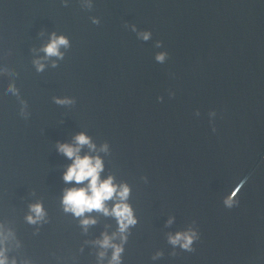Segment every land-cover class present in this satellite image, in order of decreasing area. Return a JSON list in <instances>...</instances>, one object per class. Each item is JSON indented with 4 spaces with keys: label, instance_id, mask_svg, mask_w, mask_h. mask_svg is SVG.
I'll list each match as a JSON object with an SVG mask.
<instances>
[{
    "label": "water",
    "instance_id": "obj_1",
    "mask_svg": "<svg viewBox=\"0 0 264 264\" xmlns=\"http://www.w3.org/2000/svg\"><path fill=\"white\" fill-rule=\"evenodd\" d=\"M52 33L68 39L62 56L43 51ZM79 132L103 158L101 178L131 189L137 222L120 264H264V0H0L10 261L111 259L95 241L118 233L116 218L93 210L85 226L61 204L75 182L63 179L71 160L57 144ZM37 201L45 216L30 223ZM189 230L190 248L169 241Z\"/></svg>",
    "mask_w": 264,
    "mask_h": 264
},
{
    "label": "clouds",
    "instance_id": "obj_2",
    "mask_svg": "<svg viewBox=\"0 0 264 264\" xmlns=\"http://www.w3.org/2000/svg\"><path fill=\"white\" fill-rule=\"evenodd\" d=\"M142 35L144 39H148L150 33L144 32ZM61 45H68L67 37L64 35L57 36L52 33L48 43L43 46V51L46 56H62L63 54L59 51ZM156 58L163 61L164 53L158 54ZM36 64L38 70L43 69L44 65L39 60L36 61ZM9 88H12V86L9 85ZM57 102L65 103L68 101L57 99ZM85 145H87L89 151L81 155V148ZM57 150L71 160V163L64 171V181L66 183L75 182L72 187L64 190L61 197L64 211L71 212L77 217H82L81 223L85 226L96 222L94 217L85 216L86 212L96 210L103 212L104 215L114 216L118 224V233H112L111 235L107 232L102 233V238L95 241V243L101 249L109 247L113 249L108 264H120L123 243L127 239L126 232L130 225H134L137 222L134 210L127 202L131 191L130 186L126 182L115 183V178L112 175L101 178V172L104 170L103 158L98 154H92V152L96 151V145L85 132L77 133L71 143H58ZM99 151H107V144L102 145ZM85 181H87L86 184L83 183ZM76 185L80 186L77 187ZM234 195L235 192L229 195L225 203L231 205L233 202L232 196ZM109 200L114 201L111 208L106 204ZM29 208L30 213L26 218L30 223H36L44 218L45 210L41 202L37 201L31 204ZM117 234H119L120 243L115 242ZM10 235V232L4 231L3 226H0V264H16L15 259L10 261L7 256L5 243ZM195 236L196 233L193 230L177 232L175 235L169 236V241L174 245L179 243L183 248L188 249ZM104 255V251L99 253L101 258Z\"/></svg>",
    "mask_w": 264,
    "mask_h": 264
}]
</instances>
